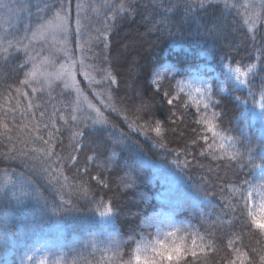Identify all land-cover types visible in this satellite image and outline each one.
Listing matches in <instances>:
<instances>
[{
  "label": "trees",
  "instance_id": "obj_1",
  "mask_svg": "<svg viewBox=\"0 0 264 264\" xmlns=\"http://www.w3.org/2000/svg\"><path fill=\"white\" fill-rule=\"evenodd\" d=\"M68 1L72 14L75 8L81 14L79 26L70 25V44L88 46L86 60L98 81L93 89L80 75V86L105 126L79 117L75 95L61 84L50 90L24 84L29 66L22 54L0 56V240L16 236L21 227L35 237L61 222L64 264H109L117 249L123 261L134 260L135 249L151 233L146 222L162 209L148 159L174 162L189 192L213 204L202 215L184 214L196 234L205 237V251L186 254L180 264H223L224 251L207 245L216 241L219 246L225 232L242 234L245 245L258 247L264 234L255 226L244 227L251 218L242 197L264 166V143L242 135L246 92L228 83L225 93L212 86L213 129L235 142L236 155L230 159L211 148L214 139L176 85L209 63L203 53L213 65L235 68L260 57L264 75V21L254 27L247 20L253 13L263 18L264 4L240 9L236 0ZM166 64L177 73L154 86V75ZM129 72L136 73L134 79L129 80ZM2 173L23 177L31 189L24 206L20 200L16 206L17 196L3 193ZM105 208L114 214L109 231L98 219ZM4 254L0 247V263Z\"/></svg>",
  "mask_w": 264,
  "mask_h": 264
},
{
  "label": "rangeland",
  "instance_id": "obj_2",
  "mask_svg": "<svg viewBox=\"0 0 264 264\" xmlns=\"http://www.w3.org/2000/svg\"><path fill=\"white\" fill-rule=\"evenodd\" d=\"M42 2L43 0H0V5H3L0 6V42H2L0 43V56L22 54L27 59L29 66L27 80L31 88L50 90L55 85L61 84L64 89L75 95V109L79 117L91 125L105 126L100 111L83 92L78 79L81 75L88 86L96 89L93 86V83H98L96 74L87 62L85 55L88 52V46L84 44L83 49L82 43L78 41L76 47L70 44V25L74 22L77 28V21L81 14L77 12V8L72 14L73 10L69 6V1L65 0L67 16L62 13L61 20L65 22L66 26L57 27L60 21H54L53 25L46 28L42 35L37 34L33 38V32H36L42 24L47 25L48 20L53 19L54 16L53 12L44 20L39 19L37 4H42ZM48 2L58 6L57 0H48ZM217 2L218 0H212V3ZM236 2L240 9H256L264 4L263 0H236ZM249 19L255 21L254 27H258L264 21V17L258 18L255 13L247 18L248 21ZM16 40H23L24 44L29 45L27 56L22 47H8L9 41L15 44ZM180 48V46H176L174 50ZM122 51L124 52L125 48ZM29 56L31 60H29ZM202 57L206 58L209 63L192 75L181 77L176 85L178 93L186 94L189 97L190 109L195 118L199 122L206 119L207 123H201L207 129L209 124L214 126L215 116L211 110L212 86L215 83L225 93V84L228 83L247 94V100L242 102L244 113L239 121L243 137L247 140L255 139L264 143V75L260 76V57H257L254 64L244 68H235L223 62L213 65V59L207 53H203ZM176 73L177 71L171 65L166 64L154 75L152 84L157 86L162 82L164 76ZM129 75V80H132L136 73L129 72ZM128 85L127 89L130 90L131 84L128 83ZM97 96L101 98V95ZM205 104L208 105L207 108H205ZM207 133L210 139H214L211 148L218 154L227 157L236 155L235 144L230 146V141H222L212 132L207 131ZM221 143L225 146L223 149L219 147ZM153 148L157 149L154 145ZM261 155L264 156V149ZM145 164L152 170L151 184L157 191L156 199L162 205V209L146 222V227L151 230V233L139 247L150 246L147 255L149 258L155 257L159 260V257L151 251V248L159 250L158 242L168 247L184 243L186 247L191 248V236L196 234V227L191 220L184 217V214L193 216L195 213H199L202 215L205 211L210 210L213 204L195 191V193L189 192L191 187L184 182L174 162L145 159ZM1 175L3 193L17 196L16 206H18L19 200L21 201L20 205L24 206V201L31 198V194H29L31 189H28L23 177L18 173H2ZM246 190L253 193L252 199L246 202L248 213L260 216L262 212L261 198L257 193L264 191V166L257 170L254 179L246 185ZM6 204L11 206L8 200ZM250 218L252 219L251 216ZM98 219L104 231H109L113 225V211L110 208H105L99 213ZM24 229L21 227L16 232V236L7 234L0 240V247L5 248V254L0 264H64L66 233L61 222H57L53 227L35 237H31V232ZM170 232H174L175 236H169ZM197 242L201 243L199 239Z\"/></svg>",
  "mask_w": 264,
  "mask_h": 264
},
{
  "label": "snow or ice",
  "instance_id": "obj_3",
  "mask_svg": "<svg viewBox=\"0 0 264 264\" xmlns=\"http://www.w3.org/2000/svg\"><path fill=\"white\" fill-rule=\"evenodd\" d=\"M57 4L58 6L52 3H49L48 0H43L42 4H37L38 15H39L40 20H44L49 14L53 12H54V16H53V19L48 20L47 25L42 24L36 30V32H33V38H35L37 34L42 35L43 32L46 30V28L51 27L53 25L54 21H60V23L57 24V27L66 26L65 22L61 20L62 13L65 16H67L66 2L65 0H57ZM0 6H3V5H0ZM77 7L79 8L80 5H77ZM252 23L254 24L255 21H252ZM77 24L79 26V20L77 21ZM27 30H30V29H27ZM29 43H31V41H29ZM8 47L9 48L22 47L25 50V55L26 56L28 55L29 45L24 44L23 40H16L15 44H13L12 41H9ZM5 51H7V49H5ZM29 60H31L30 56H29ZM21 67H24V65L22 64ZM23 83L27 84L28 80L25 79ZM33 91H35V89H33ZM17 92H19V89H17ZM24 95H27V94L25 93ZM164 95L168 96L170 95V93L165 92ZM167 103L171 105L172 100H168ZM207 107L208 105L205 104V108ZM11 110H12L11 108L8 109V111H11ZM173 115L175 114L173 113ZM201 122L207 123L206 119L202 120ZM155 131L157 135H160L161 129L158 125L155 128ZM208 131L212 132L215 137H219L222 141L223 140L230 141V146L234 145L235 143L234 141H232L231 137L220 136L219 133L214 131L213 126L210 124L208 125ZM44 143H48V141H44ZM219 147L223 149L225 146L223 143H221ZM201 155H203V153H201ZM230 159H232L231 156H230ZM228 167H234V165H228ZM253 167H255L254 162H253ZM257 195H259L261 198V204H260V208L262 210L261 215L256 216L253 213L249 212L248 214L252 217L251 225H244V227L255 226V228H257L261 234H264V222H262L260 219L262 216H264V191L258 192ZM252 196H253L252 191L245 190L242 198L245 199V201L247 202L248 200L252 199ZM229 211H232L231 204H229ZM240 215L241 217H243L244 215L243 209H241ZM168 235L175 236V233L170 232L168 233ZM250 235L254 236L255 234L251 233ZM198 239L201 242L200 244H198L197 242ZM204 239L205 237L200 236L199 233L191 236V248L186 247L184 243H180L176 245L175 247H168L165 244L158 242L160 244L159 250L156 248H151V251L155 253V256L159 257V260H157L155 257L149 258L147 254L149 252L150 246L148 245H146L143 248L137 247L135 249L136 255L134 257V260H128V261L122 260L119 249H117L115 258L110 260L109 264H165V262H167V264H173V262H175V264H180V261L182 258L185 257V254H190L192 257H196L197 248H199L200 252L205 251V246L203 244ZM218 239H219V246H217L216 241H213V244L207 245V247L212 248V250L217 253L221 250L224 251L225 255L222 258L223 264H264V242L257 241V243L259 244L258 247L256 246L249 247L248 245H245L243 243L244 237L242 234H236V233H230V232H225L223 237H220ZM224 239L227 240L226 245L224 244ZM29 259H31V257H29Z\"/></svg>",
  "mask_w": 264,
  "mask_h": 264
},
{
  "label": "clouds",
  "instance_id": "obj_4",
  "mask_svg": "<svg viewBox=\"0 0 264 264\" xmlns=\"http://www.w3.org/2000/svg\"><path fill=\"white\" fill-rule=\"evenodd\" d=\"M260 219H261L262 222H264V216H262Z\"/></svg>",
  "mask_w": 264,
  "mask_h": 264
}]
</instances>
